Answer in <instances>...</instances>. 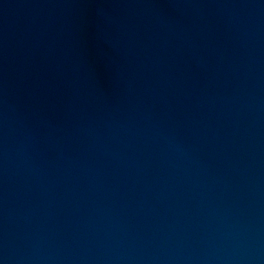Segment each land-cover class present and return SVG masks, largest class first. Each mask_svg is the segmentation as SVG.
Masks as SVG:
<instances>
[{"label": "water", "instance_id": "1", "mask_svg": "<svg viewBox=\"0 0 264 264\" xmlns=\"http://www.w3.org/2000/svg\"><path fill=\"white\" fill-rule=\"evenodd\" d=\"M0 264H264V0H0Z\"/></svg>", "mask_w": 264, "mask_h": 264}]
</instances>
